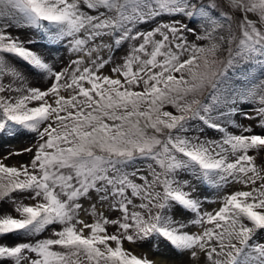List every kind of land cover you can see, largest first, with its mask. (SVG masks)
I'll return each mask as SVG.
<instances>
[{
    "label": "snow or ice",
    "instance_id": "6c2138e0",
    "mask_svg": "<svg viewBox=\"0 0 264 264\" xmlns=\"http://www.w3.org/2000/svg\"><path fill=\"white\" fill-rule=\"evenodd\" d=\"M24 134L0 264H264V0H0V137Z\"/></svg>",
    "mask_w": 264,
    "mask_h": 264
},
{
    "label": "rangeland",
    "instance_id": "374dc122",
    "mask_svg": "<svg viewBox=\"0 0 264 264\" xmlns=\"http://www.w3.org/2000/svg\"><path fill=\"white\" fill-rule=\"evenodd\" d=\"M81 7L85 11H87L86 7L83 4L81 5ZM251 16L252 15H250L251 19H256V17H254V16L251 17ZM163 19L167 20L168 18L165 17ZM177 19H179V17H177ZM152 26H154V25H148L146 28H150ZM9 31H12L13 34H16L14 29H10ZM32 31L33 30L27 29V28L23 29L21 31V33H20L21 38L25 39L26 36L29 37V35H32ZM188 38H189V40H194L195 39V37H193L191 34H189ZM52 50L53 49L51 48L50 51H51L52 56L55 58L56 66L57 67H65V66H67L68 61L70 59L69 53H67L65 50H63L62 53L56 52V54H55L54 52H52ZM44 51H48V49H44ZM126 51H127V44H126V46L121 48L120 51H118L116 53L115 61L117 63L120 62L121 57L125 54ZM108 67H110V66H108ZM108 67H106V69L104 70L105 74H109L108 73ZM33 82L35 83L36 81L34 80ZM244 107L246 109H254V108L259 107V105L258 104H245ZM168 110H172V109L169 108ZM250 114L251 115H255L254 112H250ZM236 119H237V122L241 121L245 125L254 123V121H249V120L242 121L243 119H241L239 116H237ZM230 130H232V129H230ZM256 130L259 131V129H256ZM209 135L210 136H215V134L212 133L211 131H209ZM34 143H35V141L28 134L21 135V136H19L17 138H14V139H10V138H7V137H0V156L5 155V154H7L10 151H14V150L15 151H19L21 149L27 148L30 145H33ZM34 151H35V149H33V152ZM31 158H32V153L24 152L22 155H13V156H11L8 160L5 161V163H7L9 165L27 164L31 160ZM262 162H264V153H260V154L257 155L256 163L258 164V166H261ZM240 187H241L240 185L229 186L225 191H226V193H230L232 191L237 190ZM204 194H206V195H208L210 197L213 195L211 191H206V192H204ZM88 206H89L88 203L84 204L85 208H87ZM218 207H219L218 203H208V204L205 205V208L208 211H211L212 209L218 208ZM0 208H2L5 213L14 214V212L12 211V206L9 205V204L0 203ZM105 215L114 216L116 214L115 213L105 212ZM82 219H85L89 223L92 222V218L89 215H87V213H83L82 214ZM113 230H114L113 227L109 226V231L111 232ZM49 235H50V233L46 232V233L42 234L40 237H37L36 239H43V238H45V237H47ZM262 239H264V237H262ZM9 242H11V241H9ZM24 242H27V241H24ZM125 247L133 250L135 254L143 253V255H145V254L146 255L147 254L151 255V253H153V254L160 253V254H163V256H165V257H167V254L170 251L169 247L166 248V246L163 245V244H161L160 247L157 249V248H154L152 246V244L148 243V242H145L144 244L138 245V246L131 245V244H128L127 242H125ZM171 259L174 260V261L168 262V264H186V262H187V257H184L183 259H181L179 257L177 259H176V257H175V259L174 258H171ZM157 264H164V262L162 260H160V262H158Z\"/></svg>",
    "mask_w": 264,
    "mask_h": 264
}]
</instances>
